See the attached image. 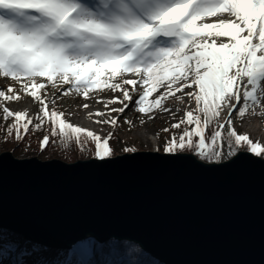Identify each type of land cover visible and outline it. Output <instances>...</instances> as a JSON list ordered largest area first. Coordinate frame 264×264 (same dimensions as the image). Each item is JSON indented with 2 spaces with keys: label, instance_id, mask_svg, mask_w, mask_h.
<instances>
[{
  "label": "snow or ice",
  "instance_id": "snow-or-ice-1",
  "mask_svg": "<svg viewBox=\"0 0 264 264\" xmlns=\"http://www.w3.org/2000/svg\"><path fill=\"white\" fill-rule=\"evenodd\" d=\"M0 78L19 85L0 86V119L12 121L5 139L14 134L21 141L30 126L38 131L48 124L41 150L50 137H58L64 147L74 142L83 149V137L94 144L96 160L114 155L111 132L102 137L49 107L55 105V97L47 95L51 86L63 96L86 100L107 91L117 94L98 100L106 112H90L89 118L123 113L130 102L149 119L156 112H171L174 118L166 102L191 101L195 107L162 129L183 126L165 153L189 150L218 162L227 144L229 157L245 148L264 160V144L238 133L233 121V115L242 119L250 110L264 116V0H0ZM20 93L31 97L39 111L6 106L21 100ZM117 103L122 106L109 107ZM95 123L115 128L118 119ZM94 243L82 242L73 253ZM110 246L117 254L116 243Z\"/></svg>",
  "mask_w": 264,
  "mask_h": 264
},
{
  "label": "water",
  "instance_id": "water-1",
  "mask_svg": "<svg viewBox=\"0 0 264 264\" xmlns=\"http://www.w3.org/2000/svg\"><path fill=\"white\" fill-rule=\"evenodd\" d=\"M0 228L59 250L114 239L162 264H264V160L134 151L66 162L3 151Z\"/></svg>",
  "mask_w": 264,
  "mask_h": 264
},
{
  "label": "rangeland",
  "instance_id": "rangeland-1",
  "mask_svg": "<svg viewBox=\"0 0 264 264\" xmlns=\"http://www.w3.org/2000/svg\"><path fill=\"white\" fill-rule=\"evenodd\" d=\"M10 85L19 89V85H16L13 81H11L7 78H0V86L3 87V90H6V88ZM67 87H68L67 85L64 86V88H67ZM20 95L22 97L21 100L8 103L6 106L9 107L11 110H16V108L18 107L17 105H19L21 102H26L30 105L31 114H34V113L39 111V105L34 104L31 97H28V96L24 95L23 93H20ZM47 95L49 98H52L53 96L55 97V105L50 104L49 107L50 108L55 107L56 110L63 111L65 113V119L67 121H69L70 123L77 125L74 123L73 120H74V118L78 117V115L80 114L81 110L83 109L82 105H84L85 103H87V102H89L95 98H101L104 96H112V95H117V94L111 93L110 91H107V92H102V93H98V94H93L89 99L86 100L83 97H78L75 95L63 96L59 92H57L56 89H53L51 86H49L47 89ZM135 98H138V97L134 96V99ZM130 105L131 106L129 107L127 112L124 111L123 113H112L111 116L116 117L118 119V126L117 127L114 128L108 124H98L101 130L95 131V132L100 134L102 137H107L110 132L112 133L113 130H117L118 131V139L116 142V149H117V151H119L117 154L132 153V152L123 151L124 148H133V149H135V151H157L160 153L164 152L163 149L166 146L167 142L171 139V137L173 135H178L180 130L171 129L169 132H164V131H162V129L170 128V125L172 123L178 122L182 118L184 110L173 109L172 112H175L174 118H173V115L171 112H164V113L156 112V113L152 114L153 119H149L147 115H143V114L135 111L136 105L134 102H130ZM193 107H195V105L193 102L190 101V103L186 109H190ZM250 112H251V110H250ZM250 112H249V114L245 115V117H243L242 119L238 118L236 115H233L234 127L238 133H240V134L247 133L250 136V138L253 141H255L254 140V138H255L254 134L251 133L250 131H247L246 130L247 127L245 126L247 121L250 118H252V117L254 118V116L251 115ZM225 115H227V112L222 113V118ZM260 118L262 120H264V116H260ZM101 119L102 120L106 119V115ZM125 121H131V125L125 123ZM141 121H143V123H141ZM255 123L259 124V122H256V119H255ZM77 126H79V125H77ZM144 130H145V136L146 137L147 136L152 137L155 140V144L144 140L140 136L139 132L144 131ZM259 131H260V134L262 135V137L259 138V140H257V141L264 144V127L261 126ZM45 135L46 134H44L43 137ZM5 151H11V150H5ZM222 151H223V156L220 159V161H218V162H222V161H225V160L231 158L227 155V153H228L227 144L224 145ZM239 151H246V150H245V148H241ZM32 156L38 157L35 153L30 155V157H32ZM19 158H21V157H19ZM87 159H89V158H87ZM198 159H200V158H198ZM0 241H2V240L0 239ZM86 241H90V240L86 239L83 242H86ZM81 243H79L78 245H80ZM25 244L30 245V243L24 242L23 245H25ZM33 245L34 244H32L31 246H33ZM42 247H46V246H41V248ZM34 248L37 249V247H34ZM46 248H48L49 250H51V249L56 250L55 248H51V247H46ZM17 249H18V245L14 249V252H12V256H13L12 258H14V256H15L14 259H8L4 255H0V263L17 264L19 262L20 258L22 257V253H23L22 251H19V250L17 251ZM56 251L59 252L60 250H56ZM61 252H62V254L58 258L59 261H61L63 255L64 254L66 255V253H67L66 250L61 251ZM82 256L85 257L83 254H82Z\"/></svg>",
  "mask_w": 264,
  "mask_h": 264
},
{
  "label": "trees",
  "instance_id": "trees-1",
  "mask_svg": "<svg viewBox=\"0 0 264 264\" xmlns=\"http://www.w3.org/2000/svg\"><path fill=\"white\" fill-rule=\"evenodd\" d=\"M11 122V120L4 122L2 119H0V152L11 150L16 157L21 158L27 156L30 157V155L35 153L40 159L43 160L56 158L66 162H73L79 159L94 157V144L91 141H85L83 137L81 138L82 141H84L83 149L77 146L74 142L70 146L64 147L59 142L58 137H50V143L44 150H41L40 141L42 140L44 134H49L50 126L48 124H45L38 131L32 130L30 126L29 132L24 135V138L21 141H16L14 139V134L12 137L5 139L7 135L5 129ZM182 129L183 126L180 131H182ZM117 139L118 131L113 130L112 138L110 139V146L114 149V155L119 152L116 149ZM51 141L55 142L53 143ZM181 152L194 154V152L189 150H184ZM204 161L209 162L208 160ZM0 239L2 240L0 241V255H4L8 259H14L15 256L12 258V252H14L17 243L11 242L9 239V232L1 228ZM88 239L94 241L95 243L91 245L92 253L86 264H144L145 261H150L151 264H162L159 260L153 258L135 243L125 240L118 241L114 239H111L107 242H98L92 238ZM111 242H115L118 246L117 254L115 255H113L112 248L110 246ZM33 246L38 248V245L34 244ZM74 247L67 251L62 261L70 259L71 264H85L78 253H73Z\"/></svg>",
  "mask_w": 264,
  "mask_h": 264
},
{
  "label": "bare ground",
  "instance_id": "bare-ground-1",
  "mask_svg": "<svg viewBox=\"0 0 264 264\" xmlns=\"http://www.w3.org/2000/svg\"><path fill=\"white\" fill-rule=\"evenodd\" d=\"M113 96H104L101 98H95L85 104H88L89 107L88 108H84L81 110L80 114L78 115V117L74 118V123L81 126V127H85L89 130L92 131H99L101 130L99 125L97 123H95L96 120H102L101 118L103 117H95L93 116L92 118H89V113H94L96 111H105L106 109L104 108V104L103 103H98V100H108L111 99ZM122 99V97H121ZM185 100L187 101V98H185ZM235 103V101H233ZM190 101H187L185 103H181L179 101H175V100H170L168 102H166L167 107L171 110L173 109H178V110H185L188 105H189ZM18 107L16 108V110H27L30 114H31V109H30V105L26 102H21L19 105H17ZM122 105H120L119 103L114 104V105H110L109 107H121ZM130 103H129V107H130ZM129 107L127 109H125V111L127 112V110L129 109ZM257 111H260V109H257ZM159 113H164V112H159ZM112 113H106V119L109 118V116H111ZM254 116V115H253ZM255 119L256 122H259V124L255 123ZM247 127V131H250L251 133L254 134V140L257 141L259 140V138L262 137V135L260 134V127L263 126L264 127V120H262L260 118V116H254V118H250L246 125ZM140 136L146 140L149 141L153 144H155V140L152 137L149 136H145V130L144 131H140L139 132ZM220 161V160H219ZM9 232V231H8ZM9 239L11 242L17 243L18 245V249L17 251H22V257L20 258L19 262L17 264H57V260L60 257V255L62 254L61 251H65V250H60L59 252H57L56 250H49L46 247H42L41 245L35 243L32 240H25L24 237H22L21 235H15L14 233L9 232ZM23 239V240H22ZM24 242L26 243H30V245L28 244H24ZM32 244L38 245V247L35 249L33 246H31ZM17 247V246H16ZM67 251V250H66ZM82 254L85 257H88L89 255V251L87 248H85L82 251ZM65 254L63 255L62 259L64 258ZM61 259V261H62ZM59 261V260H58ZM2 264H6V263H2Z\"/></svg>",
  "mask_w": 264,
  "mask_h": 264
}]
</instances>
